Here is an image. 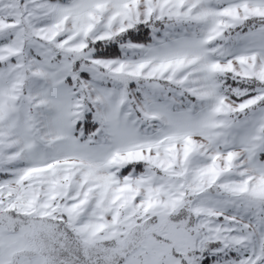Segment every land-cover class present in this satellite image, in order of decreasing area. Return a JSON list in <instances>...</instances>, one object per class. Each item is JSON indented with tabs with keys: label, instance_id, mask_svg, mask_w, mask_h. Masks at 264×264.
Wrapping results in <instances>:
<instances>
[{
	"label": "snow or ice",
	"instance_id": "1",
	"mask_svg": "<svg viewBox=\"0 0 264 264\" xmlns=\"http://www.w3.org/2000/svg\"><path fill=\"white\" fill-rule=\"evenodd\" d=\"M0 264H264V0H0Z\"/></svg>",
	"mask_w": 264,
	"mask_h": 264
}]
</instances>
